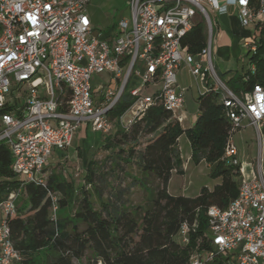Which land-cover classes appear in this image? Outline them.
Returning <instances> with one entry per match:
<instances>
[{
	"label": "built area",
	"instance_id": "1",
	"mask_svg": "<svg viewBox=\"0 0 264 264\" xmlns=\"http://www.w3.org/2000/svg\"><path fill=\"white\" fill-rule=\"evenodd\" d=\"M89 1L0 0V145L11 155L17 180L44 185L53 152L69 148L83 127L103 135H113L118 128L128 132L152 106H161L182 125L186 89L177 82L182 64L195 79L208 77L210 87L225 93L223 107L233 132L247 121L261 135L264 85L233 93L215 73L212 46L215 18L226 15L229 7H234L241 27L264 32V0H128L129 15L119 20L114 36L105 39L92 30ZM200 23L205 44L192 56L181 40ZM243 46L256 53V43L245 40ZM249 71L255 67L250 65ZM100 75L109 76L108 83L93 86ZM135 77L138 85L127 92ZM12 85L26 96L21 107ZM123 94L132 104L122 116L111 117ZM125 114L130 116L127 124L122 122ZM230 140L221 160L234 168L239 163ZM20 194L12 191L0 202V264L22 262L8 225L17 215ZM57 210V197L52 196L48 218L53 224ZM206 215L207 233L195 241L187 264H264L260 171L240 182L236 199L225 209L210 207ZM195 229V222H181L177 243L186 247Z\"/></svg>",
	"mask_w": 264,
	"mask_h": 264
},
{
	"label": "trees",
	"instance_id": "2",
	"mask_svg": "<svg viewBox=\"0 0 264 264\" xmlns=\"http://www.w3.org/2000/svg\"><path fill=\"white\" fill-rule=\"evenodd\" d=\"M254 29L253 36L258 35L260 40L249 64L255 71L248 70L243 75L234 73L225 84L236 94L257 83L264 85V58L260 55L264 50V32L258 27ZM205 39L200 23L181 40V47L187 54L197 56ZM225 96L221 90L206 86L197 97V119L188 129L161 106L149 107L128 132L118 128L115 134L108 135L111 139L106 147L111 152L102 161L87 165L83 182L75 193L74 184L57 172L47 176L44 185L17 180L11 155L0 145V202L16 190L24 197L17 207V215L8 221L13 245L22 257L21 264H187L195 241L203 240L207 233V209H225L238 195L240 166L233 168L221 160L226 144L235 133L225 116ZM131 104V97L123 94L111 117L122 116ZM181 135L188 139L191 160L195 164L205 161L211 166V174L220 179L212 188L202 187L195 197L167 193L172 172L180 173L178 139ZM141 137H150L142 148L138 146ZM110 147L117 148V152ZM124 165H133L140 173L138 178L131 177V186L126 188H113L108 183V172H96L99 166L113 173L116 168L122 170ZM148 177L157 180L158 187L150 206L138 220L125 209L123 198L136 184L146 188ZM106 187L111 195L105 201ZM93 195L99 209L94 206ZM52 196L57 197L56 224L48 218ZM71 205L75 209L66 215ZM183 221L196 223L186 247H181L176 240Z\"/></svg>",
	"mask_w": 264,
	"mask_h": 264
},
{
	"label": "rangeland",
	"instance_id": "3",
	"mask_svg": "<svg viewBox=\"0 0 264 264\" xmlns=\"http://www.w3.org/2000/svg\"><path fill=\"white\" fill-rule=\"evenodd\" d=\"M128 0H93L91 4V13L95 22H102L101 26V33L106 30V23L107 22H114V30H116L117 23L122 17H127L129 15L128 10ZM211 18L214 19L212 14ZM219 25V29H223L222 22H217ZM217 26L214 27L213 30V37L217 36ZM255 29L253 26L241 29L240 36L243 38H238L235 43V54L237 55V72L238 75H243L246 73L250 68V58L253 55L251 52L248 51L246 47L243 46V41L250 40L253 43H258L260 37L256 35L255 39L253 38V33ZM249 34V35H248ZM105 34H102L100 39H105ZM239 36V37H240ZM99 37V36H98ZM183 57H186L184 53H182ZM262 58H264V50L260 54ZM212 64L217 74L218 78L221 80L222 83L226 84L228 79V74H222L219 70H216L215 63L212 59ZM236 72V73H237ZM183 79V86L189 88L187 95L185 94V102L183 109L187 112L189 116L196 115L197 107H196V99L198 96V88L195 80L190 75L186 73L182 77ZM109 81L108 76L100 75L96 76L92 82V85L95 86L97 83L107 84ZM210 84H212V80H208ZM138 79L132 78L131 84L128 87L127 92L138 85ZM25 88V87H24ZM10 90L13 91V96L19 99L18 107L23 106L26 100V96L22 92H18L15 86H11ZM147 93H151L148 91ZM186 103V104H185ZM130 116L125 114L122 118V122L127 124ZM261 135H258L257 132L253 127H244L243 129L236 132L232 137L230 142L233 146L237 149L238 152V159L242 165L245 166L246 172L250 170L251 164L257 165L259 162L264 169V125L261 126ZM78 134V133H77ZM83 133H79V135L74 137V140L69 148H67L63 154L69 156L68 163L64 165L56 164L54 166L53 171L60 173L66 181L72 182L74 193L77 187L83 182V176L85 174L84 167L80 166V161H77L73 158L74 151L76 152L77 148L81 150L83 153V157L87 159L95 158V153L97 151V142L100 134L98 132H94L91 129H88L87 136L83 135ZM150 137H141L138 141V146L142 148L147 140ZM105 145L100 148L101 155L96 162L102 161L105 156V153L102 152L104 149H109ZM111 148V147H110ZM123 148V147H120ZM178 148L180 150V156L185 163V173L183 176L178 175L177 173L172 175L171 181L168 184L167 188L170 193L174 196L179 195H186L189 197H195L198 195L200 189L202 187L212 188L215 184L219 183L220 179L217 176H213L211 171L207 167L205 163L195 165V163L191 162L188 164V157L191 154L190 144L187 141L186 137L183 136L178 139ZM117 152V148H111ZM99 151V150H98ZM56 152V151H55ZM59 152V151H58ZM82 157V156H81ZM188 160V161H187ZM191 160V158H190ZM49 166V164H48ZM102 167V166H101ZM48 167H46L47 169ZM51 169V167H50ZM48 170V169H47ZM46 170V171H47ZM97 173H104L108 172L109 176L107 177L108 183L113 186V188H126L131 186L132 178L131 177H140V173L137 172L133 165H124L122 170L114 169V172L111 173L109 170L106 171L105 167L102 169L96 167ZM264 172V171H263ZM79 184V185H78ZM146 188H142L139 185H135L130 187L128 192L125 193L126 195L123 198L124 207L128 211H131L135 214L138 220H141L144 211L150 206L151 197L153 192L158 187V181L155 180L153 177H148L146 181ZM92 193V191L90 190ZM111 195V191L109 187H106V192L104 194L103 200H108ZM24 200L23 196H18L16 199L17 204H22ZM93 202L96 209H99V202L97 201L96 197L93 195ZM75 209V206H70L66 209V215L72 213ZM136 239V238H135Z\"/></svg>",
	"mask_w": 264,
	"mask_h": 264
},
{
	"label": "crops",
	"instance_id": "4",
	"mask_svg": "<svg viewBox=\"0 0 264 264\" xmlns=\"http://www.w3.org/2000/svg\"><path fill=\"white\" fill-rule=\"evenodd\" d=\"M92 1L93 0L89 1V4L87 6V13H88V16H89V19H90V23H91V27H92V30H93L94 34L96 36H99V38L102 37V34H105L104 35L105 38L114 36V31H115L114 28H113L114 27V22H107L106 25H105L106 30L103 31L104 33L100 32L101 31L102 22H95V19L93 18V15H92L91 9H90ZM215 21H216L217 28L219 27L217 22H222L223 29H219L218 28L217 36H214V43H213V46H212V59H213V61L215 63L216 70H219V72H221L222 74H228V79H229V78L232 77V75L234 73L237 72V69H238L237 68L238 67L237 66V62H236L237 61V55L235 54V43H236V40H238V38H243V37L240 36V31H241V29L244 30V28L239 25L238 18H237V15H236L234 7H229L228 13L226 15H223V16H220V17H216ZM195 60H197V59L195 58ZM185 73L187 75H190L191 77H193L190 74L187 66L185 64H182L181 67L179 68V70L177 71V82H178L179 86H181V87L186 89V95H187V93L189 91V88L184 87L183 83H182L183 82L182 77H183V75ZM236 74H238V72ZM108 78H109V76H108ZM193 79L195 80V82L197 84V88H198V91H199L198 96H199V94L201 92H203V90H204V88H206V86H210V82L208 81L209 80L208 77H204V80H200V78H199V80H197L194 77H193ZM195 104H196V107H197V99H196ZM181 115H182V117L184 119L183 124L181 126L184 129L191 128L194 125V123H195V121L197 119L198 107H197L196 115L189 116L184 109H182ZM262 125H264V121L260 124V128H261ZM244 127H252V126H250L247 121H244L242 123L241 128L239 130L243 129ZM88 129H90V128L89 127H83L78 132L77 136L79 135V133H83L82 134V138H84L83 135L87 134ZM239 130H237L236 132H238ZM260 134H261V130H260ZM183 136H185V135H181L180 138L183 137ZM109 139H111V138H108V135L100 134V137L98 138V142H97L98 144H97V151L95 153V156H96L95 158H91V159H87L86 157L84 158L83 157V153H81V150H79L78 148H77L76 152L74 151L73 158H75L77 161H80V166L81 167L83 166L84 170L86 171L87 165L90 162H96L97 159H99L98 155H101L100 154L101 153L100 148L105 146L108 143ZM73 140H74V138H73ZM73 140H72V142H73ZM187 141H188V139H187ZM63 152H60V151L59 152L58 151L53 152V154H52V156H51V158L49 160V166H47L48 170L46 169L47 170L46 171L47 176H49L52 173H54L53 169H54V166L56 164L64 165V164L68 163V158H70V157L64 155ZM110 152L111 151H109V149H107V150L104 149V151L102 153L103 154L105 153V155H107ZM179 152H180V150H179ZM190 158H191V154L188 157L189 161L187 160L188 164H190L191 162L193 163V161L190 160ZM236 158H237V161L239 163L240 172H241L240 177L238 178V183L239 184H240V182L242 180H249L254 175H258L259 171H260L261 176H262V178L264 180V172H263L264 169L262 168L261 164H260L261 168L259 169V167H258V163L259 162H257V165H255V166H254V164H251L250 170L248 172H246L245 166L242 165L240 163L239 159H238V152H237ZM180 159H181V167L179 168L180 173H177V174L180 175V176H183L184 173H185V163L183 162L181 156H180ZM202 163H205V161H201V162H199L198 164H195V165H199V164H202ZM205 164L207 165V167L210 170L211 166L208 165L207 163H205ZM50 167H51V169H50ZM173 174H175V171L172 172L168 184L170 183ZM168 184H167V186H168ZM167 193L170 196H174V195H172L170 193L168 188H167ZM179 196L189 197V196H186V195H179ZM18 206H19V204H17V207Z\"/></svg>",
	"mask_w": 264,
	"mask_h": 264
}]
</instances>
